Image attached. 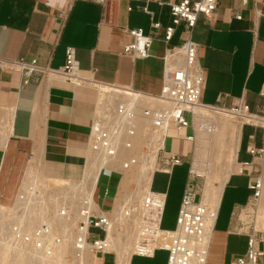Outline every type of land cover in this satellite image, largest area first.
Masks as SVG:
<instances>
[{
  "label": "crops",
  "instance_id": "obj_1",
  "mask_svg": "<svg viewBox=\"0 0 264 264\" xmlns=\"http://www.w3.org/2000/svg\"><path fill=\"white\" fill-rule=\"evenodd\" d=\"M162 1L165 3H147L145 0H0V58H36L40 65L60 70L66 63V49L72 47L80 80L79 83L71 82L47 71L23 85L20 72L9 70L2 73L0 120L6 119L10 112L11 135L7 139V147H0V197H3L2 184L6 182L8 172L19 171L27 157L31 156L30 163L37 160L36 164L41 165L44 159L75 172L78 170L76 167L83 166L77 172L79 177L75 176L76 180L80 178L91 153L89 136L100 101V86L129 88L158 96L163 87V57L167 48L179 45L189 37L198 45V59L206 75L201 102L222 107L243 102L253 113L264 117V0H246V3L243 0H218L219 7L213 19L200 15L191 34L186 24L180 23L168 43L163 39V30L155 31L151 26L152 21L160 22L163 27L172 24L166 4L168 0ZM145 5L149 12L142 9ZM235 13H240L242 17L236 18ZM133 28H142L146 34L155 36L149 56L133 57L123 53V45L132 42L127 30ZM97 85L99 88L96 91L94 87ZM92 104L91 111L88 106ZM210 111L214 113L207 117L204 116L206 114H194V123L225 112ZM237 123L239 130L233 144L234 160L230 168L223 166L225 171L220 172L222 179L219 172L213 175L214 180H223V187L206 264H233L234 258L247 250L248 236L235 231V222L231 218L234 208L245 205L251 193L249 176L237 170L236 158L237 162L250 161L252 156L247 147H264V127ZM222 124L228 126V121L221 119L217 130ZM246 127L252 131L243 145ZM174 130L178 136L166 148V153L184 154L190 145L194 156L193 170L206 178L213 162V158L209 162L208 150L203 147L206 138L197 134L196 130L193 147L184 138L192 133L190 128ZM217 130L213 133L215 141ZM254 161L259 162L258 159ZM156 172L171 175L156 170L151 179V190ZM103 175L108 177V193L104 192L102 201L111 202L112 207L119 182L114 185L110 196L112 185L109 179L113 174L101 172L100 178ZM99 180L95 189L96 198L100 197L97 196ZM153 191L166 194L167 199L166 191ZM226 195L230 198L232 209L229 221L223 227V221L218 222V219ZM262 203L264 191L261 199V207L264 208ZM261 248L264 249V244ZM157 251L150 256L133 253L129 264H133L136 257L146 259V264H167V260L165 263L156 262ZM89 264H117V254L98 253L96 261L93 257Z\"/></svg>",
  "mask_w": 264,
  "mask_h": 264
},
{
  "label": "built area",
  "instance_id": "obj_2",
  "mask_svg": "<svg viewBox=\"0 0 264 264\" xmlns=\"http://www.w3.org/2000/svg\"><path fill=\"white\" fill-rule=\"evenodd\" d=\"M157 1L164 4L162 0H145ZM246 3V0H243ZM166 4L169 6L172 24L163 27L160 22L152 21L153 30H163V39L168 43L175 31L176 26L184 22L186 27L192 32L197 24L200 15L206 19H213L219 7L218 0H168ZM145 12H149L147 5L142 8ZM236 18H241L240 13H235ZM128 33L132 36V42L123 45V53L133 57H147L150 55L155 36L146 34L142 28L128 29ZM164 75L163 87L158 96H152L134 91L129 88H122L137 93L138 97L154 103V105H131L128 98L116 99L113 103H109L105 109V113L97 121H92L90 130L89 149L95 153L108 154L114 156L122 148H133L132 138L147 123V127L152 134L157 135L152 141L158 148V164L156 170L172 173L176 166L182 165L184 162L189 163L187 181L182 193L181 203L178 211L176 226L172 230L162 228V219L166 205V194L157 193L150 188V192L143 197L140 203L136 205H125L119 210L120 214L125 217V223L118 224L109 212L114 210L104 209L96 200L94 192V200L97 207L88 206L81 207L80 211L73 213L70 210L69 202L65 203L60 200L59 212L62 216H74L79 219L76 223L77 247L81 248L86 243L91 251L95 254L111 253L112 249L110 241L107 240L108 230L115 227L124 231L127 225L133 224L139 245L144 249L139 255L150 256L156 250H165L168 252L167 264H206L209 243L217 219V213L213 215L214 223L212 227L209 225L210 213L209 208L202 203V188L199 179L203 176L193 170V150L189 155L174 152L166 153V141L168 132L171 127L176 130H184L190 128L192 133L185 135L186 141L192 146L195 143L196 127L194 123V108L198 106L207 107L212 110L222 109L232 112L238 118L245 120L246 117L253 118L260 116L253 113L246 103H239L232 107H222L219 105H206L201 102V93L205 87L206 75L205 70L198 59V45L191 37L176 46L167 48L163 57ZM15 70L20 72L23 85L31 82L34 76L52 72L63 76L65 79L74 82L78 79L77 60L75 50L72 47L66 49V63L60 70H50L40 65L38 59L30 60L17 58L15 60H6L0 58V76L3 72ZM262 117V116H261ZM244 124H250L245 122ZM254 125V124H250ZM206 128V127H204ZM213 129L214 126L207 125V130ZM150 142V140H149ZM143 149L149 150L148 142H143ZM141 145V146H142ZM138 151V149H137ZM139 152H144L140 150ZM247 152L252 156L250 161L237 162V170L240 173H246L249 176V189L251 191L248 201L245 205L237 206L232 211L231 218L235 222V231L239 234L248 236L247 250L243 255L236 256L233 264H261L264 256V229L258 226L260 219L261 199L264 191L263 176V159L264 147L256 148L249 145ZM32 156L30 157L31 160ZM254 159L259 162L255 163ZM122 162V161H121ZM137 163L135 154L118 168H103L102 172L119 174L124 172ZM153 172V173H154ZM121 174V173H120ZM21 183L12 206L14 207L18 199L27 200L29 195L36 198V211L38 212L43 204V200L48 202L52 208L53 202H56L53 195L47 196L41 187L40 180L37 183L28 184L25 188L24 181ZM108 193L106 189L105 194ZM31 197L32 199H34ZM18 198V199H17ZM35 200V199H34ZM1 205V204H0ZM49 210V209H48ZM21 210L18 211V214ZM11 227V225H10ZM99 229L103 235L93 234L91 229ZM51 228L46 222L35 225L33 232L24 233L17 225H14L13 231L0 230V245L9 242L12 247L19 244L21 247L32 243L39 251L51 254L52 248L62 242V236L55 235L54 238L48 239ZM14 233V234H12ZM15 244V245H14ZM16 247V246H15ZM17 248V247H16Z\"/></svg>",
  "mask_w": 264,
  "mask_h": 264
},
{
  "label": "bare ground",
  "instance_id": "obj_3",
  "mask_svg": "<svg viewBox=\"0 0 264 264\" xmlns=\"http://www.w3.org/2000/svg\"><path fill=\"white\" fill-rule=\"evenodd\" d=\"M75 83H79L78 79H74ZM100 101L96 106L94 119L93 121H97L101 116L104 115L105 109L107 108V105L109 103H113L116 99H123L128 98L129 104L131 105H147L151 106L154 105V103H151L150 101L146 100L145 98L138 97L137 93H134L133 91H126L122 89H116V87H108V86H100ZM210 108L198 106L194 108V114L200 113L202 115L207 114L210 112ZM214 110H222V109H214ZM223 114H220V118L224 119L226 122L229 121L231 117H234L238 119V122L240 124L249 122L250 124L255 125H261L264 127V117L261 116H254L253 118L246 117L245 120H242L235 116L232 112L227 110ZM230 112V113H228ZM211 113V112H210ZM6 119H2L0 122V146L7 147V139L9 135H11V114L10 112L7 113ZM227 125H221L218 127L217 130V138L216 142L220 144L222 141V133L227 128ZM238 130L239 125L232 124L231 126V135L233 144L235 145L236 142V136H238ZM157 137V135H153L152 132L147 127V123L144 124V126L141 127V129L138 131L137 135L132 138L133 141V148H122L119 150L116 155L109 156L108 154L103 153H95L90 150V157L89 162L84 170V173L81 175L79 179L70 180L69 183H65V187L63 190L62 195V201L65 203L70 202V210L73 211L74 206L78 209L77 211L81 210V207L85 206L84 204L87 203L88 206H91L92 208L97 207V204L94 200V192L96 189L97 182L100 178L101 172L103 168L107 169H114L113 164L117 161L119 158H123L122 162H118L117 166L120 165L124 167V163L129 159V157L132 154H135V157L137 158V163L133 164L131 168L138 165L141 161L140 168L136 171L127 169L124 171L126 174L125 176L120 179L118 184V193L120 195V198L125 202V205H131V202H133L134 199L141 200L144 196H146L150 192V183L153 176L154 170L157 168L158 164V148H153L155 145L152 143L153 139ZM144 141L148 142L149 150L151 147V151L149 154L148 152L144 153L141 152V154L136 152H133V149L135 148V145L138 141ZM150 140V142H149ZM142 141V142H143ZM235 147H232L231 154L226 156L222 153L221 148L218 147V149L214 153L213 162H212V170L209 174L206 175V181L203 187V198L202 203L206 205L209 208L210 213V219H209V225L212 227L214 223V217L213 215L217 212V206L219 203L220 193L223 187V180L218 181V185L215 184V178H213V175L219 172V176H221L220 172L223 171L224 168L228 169L230 168V165L232 164L234 149ZM132 151V152H131ZM131 152V153H130ZM145 155L143 159V155ZM235 156V155H234ZM37 157V156H35ZM35 159V158H34ZM33 159V160H34ZM39 159V158H38ZM40 160V159H39ZM91 160V161H90ZM37 160L31 161L29 163L26 175H25V182L24 186L27 189L28 184H33L31 182L37 183L42 176L38 172V168L36 166ZM40 163V162H38ZM39 166V164H37ZM220 170V171H219ZM225 171V170H224ZM120 172V171H119ZM224 173V172H222ZM115 174V173H114ZM226 174V173H225ZM118 174H116L117 176ZM122 176V175H121ZM218 176V177H219ZM223 176V174H222ZM221 176L220 179L223 177ZM218 179V178H217ZM219 180V179H218ZM90 182L93 186L92 191L89 192V187H86V182ZM135 182L136 188L130 189L128 188L129 184L131 182ZM81 189V190H80ZM80 191V195L78 197H75ZM76 192V193H75ZM31 194L29 196L33 197ZM28 197L27 200H21L18 199L15 206L12 208L10 206H4L0 205V230H8L9 232L13 231L14 225H17L20 230H22L24 233L30 234L33 232V228L35 225H40L42 222H46V224L49 225L51 228V232L48 234V239L54 238L55 235L62 236V242L58 245H55L52 248L51 254H47L44 251H39L32 243L27 244L26 246L21 247L19 244L16 243V247H12V245L7 241L4 244L0 245V264H71L74 262V259L76 257L73 256L71 253L72 251H76L77 257V264H85V253L88 251V253H92L94 257V261H96V254L93 253L89 246L85 243L81 248L77 247V236L78 232L74 230V227L76 226L77 220L79 219V215L76 214L74 216H62L59 212V205L60 200L55 197L56 202H53V206H57V210L55 208H52L51 212V206L48 202H45L43 200V204H41L39 207V211H36V198ZM119 198V199H120ZM75 201V202H74ZM138 202V203H140ZM124 205V206H125ZM123 205L119 204V202H116L114 204V210L112 212H109V215L114 217L115 222H117L119 225L125 223V217L120 214L119 210L117 209L122 208ZM49 209V210H48ZM21 210V213L18 214V211ZM76 211V212H77ZM11 225V227H10ZM258 226L262 229H264V208L260 206V219L258 221ZM14 234V233H12ZM118 236L119 238L115 237ZM127 237H133L135 239L134 243L126 242L123 243L119 242V239L121 238H127ZM107 240L110 241L112 249L116 250L117 252V264H129L130 257L133 254L131 249L127 248L126 246H134L137 243L139 238L137 237V233L135 232L134 225L130 224L127 225L126 228L122 233L116 232L113 230V228H110L108 230V236ZM140 246V245H139ZM142 247L140 246V249ZM142 250H144L142 248ZM61 251H63L62 256H60ZM141 251V250H140ZM139 253V252H134ZM71 254L73 256V261L71 263H68L66 260V255ZM57 258H60L57 259ZM64 262V263H63Z\"/></svg>",
  "mask_w": 264,
  "mask_h": 264
},
{
  "label": "rangeland",
  "instance_id": "obj_4",
  "mask_svg": "<svg viewBox=\"0 0 264 264\" xmlns=\"http://www.w3.org/2000/svg\"><path fill=\"white\" fill-rule=\"evenodd\" d=\"M105 86H108V85H105ZM108 87H111V86H108ZM98 88H99V85L94 87V89L96 91ZM116 89H122V88L116 87ZM122 90H125V89H122ZM126 91H128V90H126ZM93 107H94V105L92 104V105L88 106V109L92 111ZM210 112H213V111H210ZM210 112L204 116L207 117L209 115H212V113H210ZM204 116H202V117H204ZM215 116L216 117H214L212 119H201V121H199L198 123L195 124L197 134H201V136L206 138V142L204 144L203 143L202 144H203V147H206V149L208 150L209 162L213 158V155H214L215 151L218 149V147L221 148L222 153L225 154L226 156L231 154L232 147H233V140H232V135H231V126H232V124H235V125L238 124L237 123L238 119H236L234 117H231L229 119L228 127L223 131V133L221 135L222 141L219 144L214 140L215 135L213 133L215 130H217V126L219 125V122L221 119H220V116L218 114ZM207 125L214 126V128L207 130L206 129ZM204 127H206V128H204ZM0 130H1V128H0ZM251 131L252 130L249 127H246L244 129L243 145L246 144L248 134H250ZM175 136H178V135L175 132L174 128L171 127L169 129V132H168V139L166 142V148L170 147V143L175 138ZM142 141H138L137 144L135 145V148L133 149V152H136V154L137 153L141 154V152H139L140 150L146 152V148L143 149V145H142L144 141L143 142ZM195 144H196V140H195L193 147L195 146ZM137 149H138V151H137ZM150 151H151V147H150ZM150 151L147 154H149ZM190 151H191V147L189 145L185 154L189 155ZM147 154L143 155V159H144L145 155H147ZM191 157H194L193 154H191ZM123 158L117 159V161L113 164V168H118L117 163L121 162L123 160ZM29 163H30V158L27 157V159L24 162L23 167H21L19 171L8 172V175L6 176V179H5L6 182H4V184H2V190L4 193H3V197H0V204L1 205H4V206H12L13 205L16 193L18 192V189H19L21 183L23 182V179L26 175V171H27ZM140 164H141V161L138 165H136L130 169V173H131V170H134L137 172V170L140 168ZM35 167L38 168L37 170H38L39 174L42 176V178L40 179V183H41V187L44 188L43 191L46 193L47 196L52 194L53 197H57L59 200H62V195H63L62 192H63L64 187L66 185L65 183H67V182L69 183L70 180L72 181V180L76 179V177H79V176H76V175H79V174H77V172H79V170H82V168H83V166L76 167L78 170H77V172H75V171H72L71 168H69L67 166L55 165V164L53 165L51 163L46 162L44 159H43L41 165L37 166V164H36ZM188 168H189V163L184 162L182 165L174 167L170 176L167 174L161 173V172H156V174L154 175L153 185H152L153 190H162V191L167 192V199H166L164 217H163V221H162V228L173 229L176 226L178 210L180 207V201H181L182 192L184 189L183 187L185 186L186 181H187ZM116 170L120 171V169H116ZM114 173H113L112 178L109 179V181L111 182V185H112V190H110V196H112L114 185L117 182H119L120 179H122L126 174L125 172H122V171H120L119 174L116 172H114ZM116 174H118V175L116 176ZM107 179H108V177L106 175H103L100 178L99 184H98V190H97V196L100 195V197H97L96 200L100 203V205L103 208L110 209L111 202H109V201L103 202L102 201V196L105 192L106 185H107ZM205 179L206 178L204 176L199 179V184H200L201 188H203V186L205 184ZM214 182L216 185H218L217 180H215ZM85 186L89 187V192L92 191L93 186L91 185V183L89 181L86 182ZM128 188L135 189L136 188L135 182L134 181L131 182L129 184ZM117 191H118V189H117ZM79 192L80 191H78V193L75 192L77 194V195H75V197H78V195H80ZM7 197H9V199H7ZM119 198H120V195L117 192V195L115 198V203L119 202V204L124 206L125 205L124 200L122 199V197L120 199ZM138 202H140V200H138L136 198L133 200V202H131V205H136V204H138ZM69 205H71L70 202H69ZM231 206H232V203L230 201V198L226 195L225 198L223 199V205L221 208L220 217L218 219V222L223 221V227L229 221L231 209H232ZM262 206H264V203H262ZM76 210H77V208H76V206H74L73 213H76ZM74 230H76L75 227H74ZM114 231L120 232V233L123 232V230H121L118 227H115ZM91 232L93 234H99L100 236L103 235V232L100 231L99 229L92 228ZM115 237L119 238L117 235ZM124 241L134 243L135 239H133V237H127V238L119 239V242H121V243H123ZM126 247L131 249V251L133 253L134 252H140V250H142V248L140 249L139 244H136L134 246H129V247L126 246ZM62 252L63 251H61V254L59 257L62 256V254H63ZM71 253L73 254L74 257H76L74 259V262L71 263L73 261V256L71 254L66 255V260L68 261V263L77 264V257L78 256L76 255V251H75V254H74V251H72ZM113 253L116 255L117 254L116 250H114ZM167 258H168V252H166L165 250H159L156 252V262L157 263H165ZM57 259L60 260V258H57ZM92 260H93V254L91 252L88 253V251H87L85 253V264H89ZM146 263H147V260L142 259L140 257H136L134 259V262H133V264H146ZM262 264H264V258L262 259Z\"/></svg>",
  "mask_w": 264,
  "mask_h": 264
}]
</instances>
